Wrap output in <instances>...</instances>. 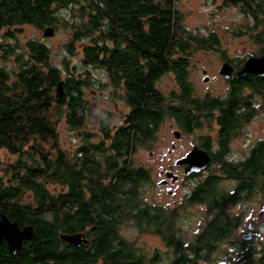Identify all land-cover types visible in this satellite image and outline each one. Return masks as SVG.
Wrapping results in <instances>:
<instances>
[{
    "label": "trees",
    "instance_id": "obj_1",
    "mask_svg": "<svg viewBox=\"0 0 264 264\" xmlns=\"http://www.w3.org/2000/svg\"><path fill=\"white\" fill-rule=\"evenodd\" d=\"M180 2L0 0V149L17 156L5 167L0 159V211L35 229L17 253L2 245L0 264H202L211 258L238 220L214 207L216 215L203 231L183 244L167 207L142 195L153 180L151 169L134 164L133 154L140 145L154 144L167 116L182 132L200 129L193 144L211 155L190 200L217 206L264 187V137L243 156L231 155L233 139L264 111V75L234 73L225 94H198L192 59L201 50H220L221 42L215 30L186 25ZM250 3L258 18L264 15L259 1ZM50 25L55 31L70 28L67 52L54 53L37 36L24 45L18 41L25 26ZM252 36L259 46L251 54L264 52L263 32ZM10 58L12 71L5 63ZM245 59L232 61L239 69ZM165 74L175 79L168 93L156 84ZM61 79L63 98L56 90ZM93 87L113 88L112 97L124 99L126 107L99 117L98 131L86 128ZM62 121L79 136L74 151L60 143ZM225 177L239 182L234 192L222 186ZM52 183L58 188L50 189ZM27 191L32 201L25 200ZM125 226L158 235L166 248L143 251L137 237L124 234ZM78 231L87 233L88 243L64 246L61 233Z\"/></svg>",
    "mask_w": 264,
    "mask_h": 264
},
{
    "label": "rangeland",
    "instance_id": "obj_2",
    "mask_svg": "<svg viewBox=\"0 0 264 264\" xmlns=\"http://www.w3.org/2000/svg\"><path fill=\"white\" fill-rule=\"evenodd\" d=\"M183 11L185 12L186 18L184 20L185 24L190 27H199L202 31H208L210 29L215 30L222 37L223 45L221 48H227L228 53L233 56V58L249 57V55L258 50L259 42L255 40L252 34H234L230 31V27L237 28L238 31H244L246 28V23L254 24L253 21L246 17L238 10L237 7H226L217 9V6L212 2V0H181L179 3ZM63 14L67 16L71 15V10H65ZM264 17V16H262ZM247 21L245 24L243 22ZM248 23V24H249ZM247 24V25H248ZM261 26H256V30L261 31L264 29V20L260 24ZM70 28L60 27L54 32L53 35H45L43 29H37L33 26H25L23 32L18 33V41L24 45L25 41L30 36H37L40 40L45 41L49 46L52 47L53 52L56 51L67 52L65 47V42L69 38ZM221 50H208V51H198L192 59L193 63V82L196 86V92L198 94H205L206 91L212 94L222 95L228 89V80L220 72L221 62ZM62 56V54H60ZM59 56L57 60H59ZM7 68L12 71L15 64L13 59H8L6 62ZM203 68H207L204 72ZM97 73V78L102 81H106L103 72L95 71ZM207 76L209 78L207 79ZM157 86L165 93H168L173 87H175V79L171 74H165L159 78L156 82ZM95 90V91H94ZM118 109L126 110L125 106H118L117 104H112L110 96H108V89L101 91L98 87H93L88 92V107H87V124L86 128L88 130L98 131V119L108 110L113 112H118ZM118 116V114H117ZM59 125L60 129V143L67 147L71 151H74L79 142V136L76 130L68 128L67 124L62 121ZM180 128L177 126L176 122L172 117L167 116L162 122L160 129L158 130V138L152 146L140 145L138 149L134 152L133 163L134 164H145L151 169L152 180L150 183L145 184L142 188V195L146 198L148 202L154 203L159 202L167 204L172 198L170 193L167 191L165 184L159 185L163 175L160 173V164H167L169 161L175 164V160L183 155H185L193 147V143L197 142L196 134H200L201 130H195L192 133L182 132V136L177 138L174 134V129ZM181 129V128H180ZM210 134H214L213 130H207ZM206 132V129L202 130ZM260 137H264V111L262 110L258 113L253 120H251L244 130V134L234 138L231 142V155L234 157H241L244 155L247 147L251 145L252 142ZM173 143H176V147L173 148ZM173 150L170 152V150ZM171 154V159L168 157L164 158V153ZM16 155L9 153L5 148L0 149V159L5 163L13 162L16 159ZM175 168H178L175 164ZM0 174L3 175L4 171L1 167ZM9 171L5 172V179H8ZM22 174V173H21ZM194 180H189L183 183L181 190L183 192L188 189ZM231 186H234L235 181H226ZM50 189L55 190L58 187L55 184H48ZM28 191L26 192V194ZM33 196L27 194L26 201H32ZM245 224L241 227L240 236L243 232L249 229L253 232H259L255 238L252 237L251 240L245 242H258L259 239L264 238V189H262L255 200L250 203V205H245ZM195 211L197 209H194ZM263 210L261 213L260 211ZM192 211L190 216L184 220V226L191 224L189 229L186 231L189 233V237L192 235L191 231L198 228V219L202 216L208 217L212 213L211 211H202L198 208V211ZM248 221L252 222V226L247 224ZM124 234L130 238L137 237V244L143 249V251L151 252L153 248L159 246L165 249L166 246L162 239L150 232H139L134 226H125L123 228ZM185 234V237L188 235Z\"/></svg>",
    "mask_w": 264,
    "mask_h": 264
},
{
    "label": "flooded vegetation",
    "instance_id": "obj_3",
    "mask_svg": "<svg viewBox=\"0 0 264 264\" xmlns=\"http://www.w3.org/2000/svg\"><path fill=\"white\" fill-rule=\"evenodd\" d=\"M251 1L252 0H212V2L217 6V9L221 10V8H222V10H223V8L230 7V6L237 7L238 10L246 17L247 20L250 18L253 21L254 24H251L249 22H248L249 23L248 24V23H246L247 21L243 22L244 24L246 23V28L244 29V31H238L237 28L230 27V31L234 34L235 33L236 34H242L241 32H243V33L245 32L246 34H249V33L252 34L254 32L253 30H254V26L256 24L258 27L261 26L260 24L262 22L256 23L258 16L255 14L254 9L251 6V3H250ZM255 1H257V2L259 1L261 7L264 8V0H255ZM262 16H264V15H261L260 18H258V19L262 18L264 20V17H262ZM256 32H258V33L263 32V35H264V29L261 31L256 30ZM216 33L220 37V42H221V47H222L223 42H222V37L220 36L221 34L219 35V33L217 31H216ZM220 50L222 52L221 53V60H223L221 63L223 64L225 61H229L234 66V70L232 73V75H234V73H237L238 68H236L237 66H235V64L232 61V59H234L233 56H231L228 53L227 48H220ZM262 53H264V52H261L259 54H262ZM259 54H255V55H259ZM250 55H254V54H250ZM247 58H248V56L246 57V59ZM222 64H221V66H222ZM221 66H220V72H221ZM204 69H207V68H203V70ZM229 78H227V80ZM101 91L104 92V90H102V89H101ZM113 91H114L113 88H111V87L108 88V96H110L112 104L113 105L117 104L120 107L125 106V102H124L125 100L124 99L112 97ZM181 136H182V134L180 135V137ZM174 145L176 147V143H173V148H175ZM171 151H173V150L171 149L170 152ZM167 154L168 153H166V152L164 153V158L168 157L169 159H171V154L170 153H169V155H167ZM185 155H183V156H185ZM183 156H181V157H183ZM181 157H179L175 160V164H177L178 168H175L176 167L175 164H173L170 161L167 164H160V167H159L160 173L162 175L164 174L162 179L160 180L162 182L161 185L165 184V187H166L167 191L170 193V196H172V198L168 201V203L166 205L163 203H159V202H154L153 204H162V205L167 207L168 213L171 216L172 224L177 229L178 236L182 240L183 244H186L188 242V239L190 238L189 233L186 230L189 229L191 224L189 223L186 226H184V220L190 216V213L192 211H195L194 209H197L196 211H198V208L201 209L202 211H205V212L211 211V209H212V213L208 217H204L201 215V217L198 219V228H196L197 230L194 229L193 231H191V234H199L201 231H203V226L207 223V219L216 215L215 212H213V208L215 207L217 209L216 210L217 214L222 213V215L225 216L223 214V212H225V213L229 214V217H233L235 220H238V223L234 227H232L230 232L223 239L219 240V242H217L214 245L215 247H213V251L211 253V258H209L207 260L203 259V260H201V263L202 264H264V238L259 239V241L257 243L256 242H245V241L251 240L252 237L255 238V236L258 235L259 232L256 233V232H253L249 229L248 231L243 232V235L240 236L241 227L243 224H245V219H244L245 210H246L245 205L249 206L250 203H252L255 200V198L257 197L259 192L262 189H264V187L257 190V193L253 196H249V197L246 195H241L240 197L230 196L228 199H226L224 201V203H222L221 205L217 204V206H213L212 204H209L208 202H205V201L190 200L189 196L191 195L190 193L192 192L193 187L198 183V181L201 179V177H203L207 174L208 171H207V167H206L205 169H202L200 171H191V172L187 173L186 170H187L188 164L178 162V160ZM136 165H141V164H136ZM152 176L153 175L151 172V177ZM152 179H153V177H152ZM194 179H195L194 184H192L188 189H186L183 192V190H181V186L183 185V183H186L189 180L192 181ZM229 180L235 181L234 186H231L228 183H226V181H229ZM160 181H158V184ZM237 183H239V182L236 179L231 178V177L230 178L225 177L221 181L222 186L225 189L231 190L232 192H234L236 187L238 188ZM260 212L262 213L263 210H261ZM3 214L8 216L11 221L16 220L15 218H12L8 213H6L4 211H2V212L0 211V220L3 218V216H2ZM238 217H239V219H237ZM17 222H18L19 226L22 228L26 225H32L30 222H25L23 224L20 223L18 220H17ZM247 224L249 226H252L251 221H248ZM78 232H82V239H83L82 243L83 244H85L86 242L88 243L89 238L87 237V233L85 231H78ZM34 233H35V229H34L33 235H34ZM62 233H68V232H62ZM69 233H71V232H69ZM187 233H188V235L185 237V234H187ZM32 236L29 238L23 239L22 248L18 251H21L24 248L25 243L28 240L32 239ZM61 238L64 241L63 242L64 246H67V248L74 249L75 247L80 246L78 244H72V243L68 242L67 239L63 238L62 236H61ZM83 244H81V245H83ZM2 245H6L7 248L12 253H14L12 251V249L10 248L9 242L6 238H4L0 242V248ZM0 253H1V249H0Z\"/></svg>",
    "mask_w": 264,
    "mask_h": 264
},
{
    "label": "water",
    "instance_id": "obj_4",
    "mask_svg": "<svg viewBox=\"0 0 264 264\" xmlns=\"http://www.w3.org/2000/svg\"><path fill=\"white\" fill-rule=\"evenodd\" d=\"M55 32L54 26L50 25L44 28L43 33L45 35H53ZM234 70V66L225 61L221 66V72L226 78H229ZM207 69H204L206 72ZM240 75H246L250 73H256L264 75V53L259 55H250L244 62V64L237 70ZM209 76H207V79ZM58 95L63 98L66 93L64 90V80H59L56 87ZM182 131L178 128L174 129V134L177 138L180 137ZM175 146V145H174ZM211 155L207 149L200 147L198 144H193L191 150L183 157H181L179 163H187L186 172L200 171L205 169L210 161ZM159 184H162L160 181ZM0 220V242L6 238L9 242L10 248L14 253L22 248L23 239L29 238L33 235L34 227L32 225H26L23 228L19 226L17 220L11 221L5 214ZM61 236L67 239L72 244H83L82 232L74 233H62ZM85 240V239H84Z\"/></svg>",
    "mask_w": 264,
    "mask_h": 264
}]
</instances>
